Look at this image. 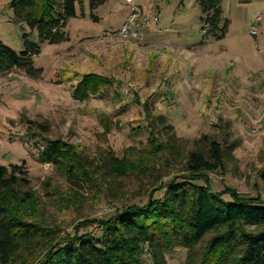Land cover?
Returning a JSON list of instances; mask_svg holds the SVG:
<instances>
[{"label": "rangeland", "instance_id": "obj_1", "mask_svg": "<svg viewBox=\"0 0 264 264\" xmlns=\"http://www.w3.org/2000/svg\"><path fill=\"white\" fill-rule=\"evenodd\" d=\"M139 2L146 11H160L159 23L145 30L140 43L105 36V28L112 26L109 13L129 8L124 0H112V11L96 12L103 16L99 21L89 12L72 19L68 42L40 45L41 54L34 58L43 69L40 77L17 68L0 71V165L26 162L29 185L18 191L37 197L38 209L30 217H39L54 235L96 234L98 221L114 218L125 206L144 205L155 191L160 192L156 198L163 197L165 183L188 173L184 158L190 151L207 154L204 135L229 152L225 169L206 175L213 190L232 188L264 201V16L263 33L255 37L245 15L264 13L262 4L225 0V16L231 20L226 37L198 46L195 52L204 55L192 62L179 50L185 42L203 39L197 0ZM161 27L158 37L167 45L147 44L148 30L157 33ZM24 34L39 43L36 30L15 20L10 0H0V41L21 52ZM84 36L93 39L81 40ZM90 73L115 86L76 98L74 89ZM150 139L160 146L155 161L161 170L153 175L107 173L112 156L143 164L139 150L149 149ZM47 140L73 148L76 175L82 172L83 179L40 159ZM210 238L195 248L176 247L162 264H198ZM143 257L157 264L147 248Z\"/></svg>", "mask_w": 264, "mask_h": 264}, {"label": "trees", "instance_id": "obj_2", "mask_svg": "<svg viewBox=\"0 0 264 264\" xmlns=\"http://www.w3.org/2000/svg\"><path fill=\"white\" fill-rule=\"evenodd\" d=\"M108 1L10 0L15 20L36 30L40 44L24 34V50L16 52L0 41V71L17 68L32 78L40 77L43 69L36 67L34 61L41 54L40 45L68 42L69 21L84 18L87 9L89 16L98 21L96 12ZM224 1L197 0L201 10V43L226 37L231 20L225 16ZM114 86V81L107 77L90 73L82 78L73 94L87 99ZM202 138L209 143L207 154L190 151L184 158L188 173L165 183L160 188L163 197L156 198L155 193L160 192L155 191L146 204L125 206L114 218L98 221L96 234L57 236L49 232L39 217H30L38 209L37 197L18 191L19 186L29 185L26 162L9 168L0 165V264H148L143 257L145 248L155 263L162 264L166 253L176 247L195 248L209 235L198 264H264V201L261 197H243L232 188L213 190L206 175L225 169L229 152L208 135ZM168 140L174 142V135L169 134ZM150 143L149 149L139 150L143 152V164L135 166L112 156L107 160V173L114 169L125 176L129 171L145 174L161 170L155 161L160 146L153 139ZM40 159L66 170L70 177L83 179L82 172L76 175L79 168L73 148L64 142L47 140ZM201 180L206 183L199 184Z\"/></svg>", "mask_w": 264, "mask_h": 264}, {"label": "built area", "instance_id": "obj_3", "mask_svg": "<svg viewBox=\"0 0 264 264\" xmlns=\"http://www.w3.org/2000/svg\"><path fill=\"white\" fill-rule=\"evenodd\" d=\"M129 5V15L116 30H109L105 32V36L116 37L124 42L140 43L144 41L145 30L151 28L160 21V11L158 9H151L150 11L143 10L136 0H125ZM261 20L258 16L255 25L250 29L252 36L260 34V28L256 24Z\"/></svg>", "mask_w": 264, "mask_h": 264}, {"label": "crops", "instance_id": "obj_4", "mask_svg": "<svg viewBox=\"0 0 264 264\" xmlns=\"http://www.w3.org/2000/svg\"><path fill=\"white\" fill-rule=\"evenodd\" d=\"M112 0H109L106 4H104L103 6H101V7H99V9L97 10V13H99L100 11H102V10H104V11H107L108 9V7H109V9H110V11H112L111 9H113V7H112V5H109L110 4V2H111ZM125 1V0H124ZM241 2L243 1V2H248V1H251V2H257V3H260V4H262V8L264 9V0H240ZM138 5H140L142 8H144L145 9V11L148 9L147 7H144V5H143V3H141V2H139L138 3ZM264 11V10H263ZM88 9H87V14H88ZM113 13V12H112ZM111 12L109 13L110 14V16L112 15L113 17L110 19V24L112 25V26H110L109 28H105V30L104 31H109V30H116V29H118L120 26H121V24L124 22V20L128 17V15H129V8H128V10H126V11H124L122 14L121 13H118V12H114L113 14H112ZM100 15V14H99ZM98 15V17H99V20L100 19H102L103 18V16H99ZM245 15H246V22H248V23H251L252 25H251V27L250 28H252V26L253 25H255V21H256V18L258 17V16H261V20L260 21H258L256 24L258 25V27L260 28V35L263 33V28H262V20H263V16H264V13H261V14H256L255 16L253 15H249L248 14V12H246L245 13ZM73 19H79V18H73ZM72 20V19H71ZM70 20V21H71ZM98 20V21H99ZM70 21H69V23H70ZM182 26V25H181ZM153 28V27H152ZM152 28H150V29H152ZM160 29V28H159ZM154 30V29H153ZM153 30H148V32H147V35H146V41H147V44H154V45H162V46H165V45H167L166 43H164L163 41H162V39H160V37H158V35H160L162 32H163V29H162V27H161V29H160V31L159 32H157V33H154L153 32ZM69 34V33H68ZM258 36V35H257ZM69 37L71 38V35L69 34ZM84 39H86V40H88V39H93V38H89L88 36H84V37H82L81 38V40H84ZM213 42V41H212ZM208 43H211V42H208ZM208 43H198V44H191V45H189L187 42H185L184 44H183V46H181V49L179 50V52H181V53H183L184 52V55H187V56H189V58L191 59V61L192 62H194V57H195V61L196 60H202V58H201V56L202 55H204V53H200V54H198L197 52H195L196 51V48H198V46H201V45H204V44H208ZM203 58H205V56L203 57Z\"/></svg>", "mask_w": 264, "mask_h": 264}]
</instances>
